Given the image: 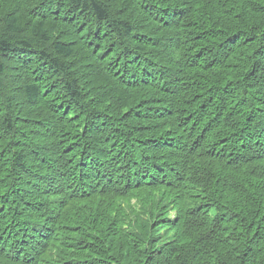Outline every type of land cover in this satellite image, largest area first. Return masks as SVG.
Listing matches in <instances>:
<instances>
[{
    "label": "trees",
    "instance_id": "obj_1",
    "mask_svg": "<svg viewBox=\"0 0 264 264\" xmlns=\"http://www.w3.org/2000/svg\"><path fill=\"white\" fill-rule=\"evenodd\" d=\"M0 264H264V0H0Z\"/></svg>",
    "mask_w": 264,
    "mask_h": 264
},
{
    "label": "rangeland",
    "instance_id": "obj_2",
    "mask_svg": "<svg viewBox=\"0 0 264 264\" xmlns=\"http://www.w3.org/2000/svg\"><path fill=\"white\" fill-rule=\"evenodd\" d=\"M132 202L135 203V200H133ZM173 215H174V213H173Z\"/></svg>",
    "mask_w": 264,
    "mask_h": 264
},
{
    "label": "bare ground",
    "instance_id": "obj_3",
    "mask_svg": "<svg viewBox=\"0 0 264 264\" xmlns=\"http://www.w3.org/2000/svg\"><path fill=\"white\" fill-rule=\"evenodd\" d=\"M212 1V0H211ZM213 10V9H212Z\"/></svg>",
    "mask_w": 264,
    "mask_h": 264
}]
</instances>
